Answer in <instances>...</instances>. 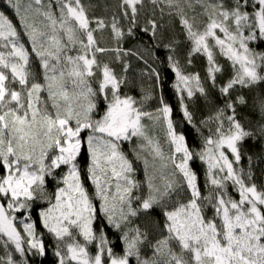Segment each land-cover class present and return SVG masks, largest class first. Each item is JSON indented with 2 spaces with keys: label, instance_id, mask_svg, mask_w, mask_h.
<instances>
[{
  "label": "snow or ice",
  "instance_id": "1",
  "mask_svg": "<svg viewBox=\"0 0 264 264\" xmlns=\"http://www.w3.org/2000/svg\"><path fill=\"white\" fill-rule=\"evenodd\" d=\"M7 4L18 18L19 28L0 11V247L4 250L0 264H27L28 253L46 254L31 217L24 215L37 200L49 205L40 218L57 241L59 264H132L133 258L135 264H264V190L252 183L251 169L245 173L237 167L242 160L241 143L256 133L246 129L236 115V105L246 104V98H230L236 86L251 88L264 83V51L252 46L264 42V0H119L118 11L110 19L90 16L95 6L85 5L83 0H7ZM149 7L153 17L145 18L140 31L148 33L156 47L165 39L163 31L158 35L163 24L154 18L159 9L161 19L165 12L178 19L191 45L188 63L194 54L206 56L212 87H216L217 73L223 71L216 49L232 69L231 77L219 87L226 98L224 107L209 118L217 124L198 154L207 165L210 188L206 196L189 167L193 153L185 136L174 127L172 108L161 98L154 113L144 111L134 97L120 94L126 78L118 77L108 63L97 59L98 53L113 52L127 72L130 65L123 58L135 56L159 82V73L144 55L121 46L126 37L136 36L139 18ZM105 30L110 31L115 47L99 46L96 33ZM23 37L31 45L30 51ZM176 43L173 38L163 47L175 52ZM143 51L151 55L152 46ZM33 54L43 69L42 82L31 70ZM168 61L175 73L183 116L192 123L184 93L192 98L195 92L207 96V90L199 74H185L173 55ZM97 72L98 91L91 83ZM98 94L104 97L106 108L94 118ZM143 99H151V93ZM258 108L264 118V99ZM145 118L165 126L170 147L167 156L148 134ZM258 132L264 136V123ZM133 138L142 141L138 147L148 150L153 160L150 172L147 157L134 150L145 165L146 195L134 177L132 161L121 148ZM85 142L90 157L87 179L100 201L99 212L121 233V253L113 250L102 229L98 234L94 227L97 209L77 162ZM62 166L67 171L57 175ZM49 177L56 180L54 202L45 187ZM229 182L238 199L230 195ZM184 185L190 197L186 203L177 200L170 210V202L185 191ZM156 207L161 209L164 223L160 237L153 242L133 219ZM209 208L211 217L206 214ZM18 213L22 219L18 220ZM61 243L65 252L59 250ZM93 243L96 251L91 254L87 245ZM146 248L151 250L150 256L144 253Z\"/></svg>",
  "mask_w": 264,
  "mask_h": 264
},
{
  "label": "trees",
  "instance_id": "2",
  "mask_svg": "<svg viewBox=\"0 0 264 264\" xmlns=\"http://www.w3.org/2000/svg\"><path fill=\"white\" fill-rule=\"evenodd\" d=\"M118 2L119 0H83L85 5L91 4L95 6L90 10V16L106 17L108 19L111 18L114 11H118V9H116ZM0 11H4L6 15L13 19V22L19 28L18 18L15 17L14 10L8 6L7 0H0ZM197 11L200 10L197 9ZM146 17H153L151 7L145 9L141 14L139 18V27L135 29L136 36L126 37L121 42V46L124 49H133L144 55L145 59L148 60V64H150L152 68H155L159 73V82H157L155 76H150L148 74L150 71L148 65H146L143 60L137 59L135 56L123 58L130 65L127 72L124 71L123 63L116 59V54L113 52L98 53L97 59L102 63H108L118 77L126 78L125 83L121 85L120 94L122 96L128 95L134 97L138 102V106H141L144 111H150L159 107L161 98L172 108L171 118L174 127L178 133L185 136L186 144L189 150L193 153V158L190 160V168L197 176V186L200 189L201 194L206 196L208 195L210 188V185L207 183V167L205 163L200 160L198 154L203 150L204 138L211 134L210 130L214 131L217 124L214 119L209 118L214 117L217 110L224 107L226 98L220 94L219 87L226 83L232 75L230 63L223 56L219 55L218 49L215 50L216 60L222 65L223 71L217 73L216 87H212L211 81L207 79L208 65L206 56L202 54H194L191 57V63H188V54L191 45L181 29L178 19L175 17H169L166 12L163 19H161L159 9L155 11L154 18L158 23L163 24L164 26L163 29H158V35L160 31H163L165 35L163 42L159 47H156V42L151 39L150 35L140 31V28L145 25ZM96 38L100 47L113 48L116 46V42L113 40L110 31L108 30H105L102 33H96ZM173 38L178 41V43L174 45L175 52H171L169 49L163 47V44L169 43ZM23 40L26 42V47L30 51L31 45L27 43V38L23 37ZM146 46H152L151 55L144 53L143 49ZM252 46L257 51H264V42H253ZM169 55H173L174 59L180 62V66L185 74H199L201 82L207 90V96L195 92L192 98H188L187 93H184V103L189 112L193 115L192 123L185 120L183 116V110L180 106V94L177 93L176 88L174 87L176 84L175 73L172 72L171 67L169 66ZM31 70L42 82L43 69L40 67V62L34 54L31 57ZM97 76H100L98 72L96 77ZM96 77L91 78V83L93 88L98 91L99 83ZM149 93H151V99H143V97ZM44 95L46 98V93ZM108 95L109 99H111L110 92ZM240 95H243L246 98L247 103L236 105L237 118L246 129L255 132L256 135L253 138H246L241 143L242 160L237 167L242 168L245 173L251 169L252 183H255L258 189L264 190V136H261L258 132L260 124L264 123V118H262L258 108V102L261 99H264V83L253 85L251 88H241L240 86H236L232 90L230 98L235 100L236 97ZM94 99L96 100L98 107L93 116L94 118H99L106 108V101L104 100V97L99 94ZM86 133L87 132L82 133V137H84ZM131 143H133V146L131 147L132 150L126 142L121 144V148L133 163L135 179L140 181L143 185L145 175H143L142 162L140 159L138 160L134 154V150L139 152L135 146L136 139L133 138ZM249 157H251V161H249ZM77 162L82 172V182L89 191V194L93 196V203L97 209V219L94 221V227L97 229L98 234L102 229L106 238L110 242V246L113 247V250L117 253H121L123 250V243L120 239L121 233L115 228L109 226L104 216L99 212L100 201L95 198V188L91 181L87 179V168L90 163V157L86 142L82 146V151L77 158ZM66 171V166H62V168L57 171V175ZM0 174H3L2 169H0ZM45 187L52 195L54 201L56 180L49 177ZM228 190L233 198H239L237 191L232 188L230 182ZM144 194L146 195L145 190ZM47 206V202L37 200L28 211L33 218L37 235L41 236L43 239L46 254L41 256L34 254V252L28 253L24 258L27 260V264H58L59 262V257L55 255V252L57 251V241L54 236L48 233L47 229L43 227V222L40 218V212ZM206 214L208 217H211L213 212L209 208L206 210ZM17 215L20 216L21 214L18 213ZM133 223L134 225H139L142 231L146 230L149 234V239L154 242L155 239L160 237L164 217L161 209L156 207L149 210L147 213H141V215L133 219ZM76 236L79 242L84 243L83 238L80 237L79 234H76ZM89 245L90 253L94 254L96 251L95 243ZM59 250L61 252L66 251L64 243L60 244ZM144 253L150 256L151 250L146 248L144 249ZM2 255H4V250L0 247V256ZM16 257L17 259H21L19 254H16ZM132 264H135L134 258Z\"/></svg>",
  "mask_w": 264,
  "mask_h": 264
},
{
  "label": "rangeland",
  "instance_id": "3",
  "mask_svg": "<svg viewBox=\"0 0 264 264\" xmlns=\"http://www.w3.org/2000/svg\"><path fill=\"white\" fill-rule=\"evenodd\" d=\"M98 74H100L99 72H98ZM96 79H99V76H97L96 77ZM159 105H160V103H159ZM160 107V106H159ZM158 107H156V108H154L153 110H150V111H148V112H155V110L157 109ZM143 123L146 125V130L148 131V134L149 135H151V136H153L159 143H160V145H161V147H162V150H163V152L165 153V155L167 156L169 153H170V147H169V144H168V142H167V138H166V131H165V126L163 125V124H159V125H153V122L152 121H149L147 118H145L144 120H143ZM86 136H87V133L85 134V141H86ZM136 139V138H135ZM126 143H128V145H129V147H130V149H131V147L133 146L132 144L133 143H129V142H126ZM139 143H142V141H138L137 139H136V143H135V146H136V148H137V151H139V153H140V155L142 156V157H147V159L149 160V171L151 172L152 171V164H153V160H152V156L151 155H149V153H148V150H141L139 147H138V144ZM132 150V149H131ZM229 156H230V158H231V154L229 153ZM141 160V162H142V166H143V175H145V165H144V163H143V159H140ZM160 164H161V162L159 161V160H157V161H155V166H156V168L157 169H159V167H160ZM206 165V164H205ZM189 167H190V161H189ZM206 167H207V165H206ZM171 170V165L169 166V169H167V170H165L166 172L167 171H170ZM144 179H145V176H144ZM62 186V185H61ZM142 187H143V190H145L146 191V194H147V188H146V185H142ZM184 187H185V191L184 192H182L181 194H180V196L179 197H174L173 198V200L170 202V204H169V207H174L175 205H176V202H177V200H179L180 202H187V200H188V198L190 197V192L187 190V188H186V185H184ZM45 202H47V201H45ZM54 202V201H53ZM49 206V205H48ZM47 206V207H48ZM46 207V208H47ZM45 208V209H46ZM171 208H169L170 210H171ZM44 210V209H43ZM17 215V214H16ZM24 215H29L30 217H31V222L32 223H34L33 222V218H32V216L30 215V212H26V213H24ZM17 217H18V220L19 219H22L23 218V215H20V216H18L17 215ZM22 230V229H21ZM73 234L74 235H76V234H78V230H76V229H73ZM67 239V238H66ZM89 246L90 245H88V250H89ZM89 252H90V250H89ZM58 264H59V262H58Z\"/></svg>",
  "mask_w": 264,
  "mask_h": 264
}]
</instances>
